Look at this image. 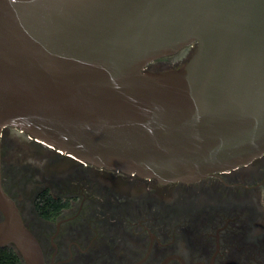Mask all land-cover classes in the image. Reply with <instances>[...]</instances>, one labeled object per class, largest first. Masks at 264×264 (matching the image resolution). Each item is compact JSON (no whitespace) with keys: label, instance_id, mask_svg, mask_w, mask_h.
<instances>
[{"label":"water","instance_id":"obj_1","mask_svg":"<svg viewBox=\"0 0 264 264\" xmlns=\"http://www.w3.org/2000/svg\"><path fill=\"white\" fill-rule=\"evenodd\" d=\"M6 127L162 184L247 166L264 156V0H0V249L46 264L2 186Z\"/></svg>","mask_w":264,"mask_h":264},{"label":"flooded vegetation","instance_id":"obj_2","mask_svg":"<svg viewBox=\"0 0 264 264\" xmlns=\"http://www.w3.org/2000/svg\"><path fill=\"white\" fill-rule=\"evenodd\" d=\"M197 47L167 57L188 61ZM8 137L59 158L67 170L42 172L45 161L7 168ZM1 152L3 189L46 264H264V156L230 173L162 184L72 158L17 127L3 129ZM46 196L50 209L41 203Z\"/></svg>","mask_w":264,"mask_h":264},{"label":"rangeland","instance_id":"obj_3","mask_svg":"<svg viewBox=\"0 0 264 264\" xmlns=\"http://www.w3.org/2000/svg\"><path fill=\"white\" fill-rule=\"evenodd\" d=\"M179 55L180 54L178 55L175 54L174 57H178ZM173 58L162 57V58L155 60L154 62L150 64L149 72L159 74L162 72L179 69L187 61V59L185 60L184 58H181L180 59L181 61L178 62L177 60H174ZM4 148L7 149V152H6L7 168L10 167L11 170L16 168V166L26 165L23 162L32 164V165H40L44 161H45L44 163L45 165L43 167H39V169L41 170L42 168L46 169L49 171L50 174H54V172L56 171L58 173L60 171L62 172V170H67L66 167L62 166L63 163L59 158H56L55 156L50 155L49 153L47 154V152L39 148L37 149L36 147H29L28 145H25L24 143L19 142L15 138L8 137V139L4 141ZM27 148L31 149L32 151L30 152L25 151V149ZM20 149L21 151H25L24 153H26L27 155L23 156L22 152H18L20 151ZM45 177L46 176L43 173V175H41L39 178L44 179ZM38 185L43 186L44 184L41 182H38ZM154 185L156 186L157 184H154Z\"/></svg>","mask_w":264,"mask_h":264},{"label":"trees","instance_id":"obj_4","mask_svg":"<svg viewBox=\"0 0 264 264\" xmlns=\"http://www.w3.org/2000/svg\"><path fill=\"white\" fill-rule=\"evenodd\" d=\"M53 201L51 196L42 197V202L44 203V208H52L53 204L50 203ZM54 202V201H53ZM40 215L45 218L53 217V213L50 211L42 212ZM0 264H24L18 253L12 247H4L0 249Z\"/></svg>","mask_w":264,"mask_h":264}]
</instances>
